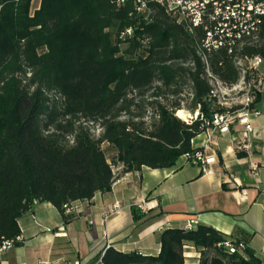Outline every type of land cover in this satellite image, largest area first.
<instances>
[{
    "label": "trees",
    "instance_id": "trees-1",
    "mask_svg": "<svg viewBox=\"0 0 264 264\" xmlns=\"http://www.w3.org/2000/svg\"><path fill=\"white\" fill-rule=\"evenodd\" d=\"M143 1L138 12L137 0H40L31 14V0H0V237H17L18 218L35 203L49 202L64 223L73 221L72 204L109 191L117 164L122 172L167 168L197 150L191 141L203 121L175 114L180 95L190 113L210 118L218 108L206 65L231 85L240 75L236 58L264 53V15L255 38L230 51L207 49L202 40L214 24L207 15L206 29L189 31L179 10ZM132 209L136 220L144 215ZM225 240L240 242L206 224L169 227L158 234L157 255L108 247L101 261L263 264L246 246L228 252ZM188 245L198 262L185 261Z\"/></svg>",
    "mask_w": 264,
    "mask_h": 264
},
{
    "label": "crops",
    "instance_id": "crops-1",
    "mask_svg": "<svg viewBox=\"0 0 264 264\" xmlns=\"http://www.w3.org/2000/svg\"><path fill=\"white\" fill-rule=\"evenodd\" d=\"M40 0H31L30 13ZM252 148L236 151L228 133L219 134L206 171L185 156L167 168L141 167L122 172L107 192L72 204L77 217L64 223L49 202L35 203L17 222L19 243L0 252V264H103L108 247L145 255L159 252L158 234L164 228L206 224L228 239L242 242L264 264V98L252 105ZM204 134L195 136L200 147ZM143 205V209L140 208ZM113 206H117L111 212ZM137 213L144 215L136 220ZM185 261L198 262L199 252L185 246Z\"/></svg>",
    "mask_w": 264,
    "mask_h": 264
},
{
    "label": "built area",
    "instance_id": "built-area-1",
    "mask_svg": "<svg viewBox=\"0 0 264 264\" xmlns=\"http://www.w3.org/2000/svg\"><path fill=\"white\" fill-rule=\"evenodd\" d=\"M136 10L143 12L146 3L137 0ZM165 6L168 11H180L187 28L192 31L194 27L204 25V17L207 15L213 24V31L207 33V37L202 40V46L218 48L227 46L228 51L232 44L241 41L243 38H255L261 17L264 15V0H155ZM210 5V11L207 10ZM131 33L130 29L126 30ZM205 61V57L202 58ZM236 64L240 67L239 79L236 83L226 85L217 77L211 74L206 65V76L212 85L210 96L214 99L218 108L210 118L199 115L198 110L193 112L188 119L200 116L203 121L204 140L200 147H196L192 153L183 155L187 160L198 165L201 171H206L211 163L214 152L211 145H215L216 137L219 134L228 133L234 144L236 151L249 152L252 148V125L251 117L257 114L252 105L256 98H264V53L251 57H238ZM74 208V207H73ZM117 206H113L114 212ZM143 209V205H140ZM195 220L187 224V228H192ZM19 241V236L15 238L0 237V252L7 250ZM225 248L233 253L242 250L245 245L242 242L234 244L230 240H225Z\"/></svg>",
    "mask_w": 264,
    "mask_h": 264
},
{
    "label": "rangeland",
    "instance_id": "rangeland-1",
    "mask_svg": "<svg viewBox=\"0 0 264 264\" xmlns=\"http://www.w3.org/2000/svg\"><path fill=\"white\" fill-rule=\"evenodd\" d=\"M122 47H124V45H123ZM262 67L264 68V65H263ZM188 92H189V87H188V86H184L183 94L186 95ZM180 96H181V98H182V100H181V105L183 106V107H182V110H184V111L186 112V114H187V117H186L185 119H188V118H189V117H188L189 115H190L191 117H193V114L190 113V112L187 110V108L189 107V101L183 99L182 95H180ZM180 109H181V108H180ZM175 114H176V113H175ZM103 147H104V150H105V152H106L107 157L109 158L110 155H111V153H112L111 149H110V148H107L106 145H104ZM188 161H189V160H188ZM189 162H190V161H189Z\"/></svg>",
    "mask_w": 264,
    "mask_h": 264
},
{
    "label": "bare ground",
    "instance_id": "bare-ground-1",
    "mask_svg": "<svg viewBox=\"0 0 264 264\" xmlns=\"http://www.w3.org/2000/svg\"><path fill=\"white\" fill-rule=\"evenodd\" d=\"M176 115H177L179 118H181V119H185V118L187 117L186 112H185L184 110H182V109H178V110L176 111Z\"/></svg>",
    "mask_w": 264,
    "mask_h": 264
}]
</instances>
